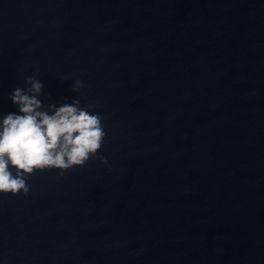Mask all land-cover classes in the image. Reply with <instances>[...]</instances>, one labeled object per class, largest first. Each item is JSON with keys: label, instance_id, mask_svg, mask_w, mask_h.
<instances>
[{"label": "water", "instance_id": "1", "mask_svg": "<svg viewBox=\"0 0 264 264\" xmlns=\"http://www.w3.org/2000/svg\"><path fill=\"white\" fill-rule=\"evenodd\" d=\"M0 264H264V0H0Z\"/></svg>", "mask_w": 264, "mask_h": 264}]
</instances>
